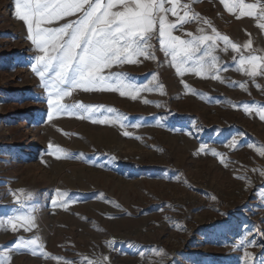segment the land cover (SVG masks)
<instances>
[{
    "label": "rangeland",
    "instance_id": "1",
    "mask_svg": "<svg viewBox=\"0 0 264 264\" xmlns=\"http://www.w3.org/2000/svg\"><path fill=\"white\" fill-rule=\"evenodd\" d=\"M177 11L183 15L185 8ZM14 13L15 0H0V220L31 214L36 226L0 228L4 264H87L104 257L103 264H262L264 156L258 149L264 148V120L244 105L264 107V74L253 78L237 70L250 39L238 40L239 51L216 42L221 70L213 74L222 77L216 80L190 70L177 74L154 35L156 59L141 56L136 64L105 70L127 74L132 91L151 90L132 99L76 89L62 103L104 107L54 112L49 119L48 90L32 70L40 53ZM192 13L198 18L173 35L189 40L212 35L213 27L228 34L222 17ZM104 118L119 122H93ZM234 138L238 146L229 147ZM35 237L38 254L16 247L21 238ZM245 237L248 243L240 245ZM39 245L49 255L40 254Z\"/></svg>",
    "mask_w": 264,
    "mask_h": 264
},
{
    "label": "snow or ice",
    "instance_id": "2",
    "mask_svg": "<svg viewBox=\"0 0 264 264\" xmlns=\"http://www.w3.org/2000/svg\"><path fill=\"white\" fill-rule=\"evenodd\" d=\"M166 3L171 7H165ZM179 3L180 0H15L14 14L24 22L27 27V39L40 53L35 56L32 70L40 78L43 87L48 90L49 119L54 112L71 113L78 109L91 112L104 107L103 105H85L82 102L73 105L62 103L63 97L71 95L76 89L118 91L121 96L128 95L132 99L137 98L139 91L151 90L143 86L132 91L135 86L125 83L127 74L109 72L105 75V70L118 64H136L139 62L137 58L141 56L146 59H156L154 45L151 42L154 35L159 41L160 49L166 56H171V62L177 74L182 75L184 71L190 70L200 76L211 75L213 79L222 80V77L213 74L221 70L218 65L219 58L213 54L217 47L216 42L223 41L224 50L230 46L234 51H239L240 46L233 43L227 35L219 33L214 27L212 35L193 36L189 40L173 35V29L181 27L190 19L198 18L196 13L189 14L188 5H184V14L179 15L177 11ZM221 3L230 13L239 8L242 16L258 15V19L264 21V5L259 7L257 13V4H248L245 0H221ZM168 12L177 17L175 22L168 20L166 15ZM77 13L79 16L76 19L69 20L59 27L43 26L65 17L75 16ZM204 22L211 26L206 19ZM258 26L264 29V22H260ZM188 35L191 36L190 33ZM209 41L211 44L208 43ZM243 47L250 48L251 40ZM202 50L203 55L197 56V53ZM189 61L192 62V67L185 68L184 65ZM246 64L250 65V69H245ZM237 70L246 71L253 78L258 74H264V55H241ZM113 77H115V83H109ZM153 79H156L155 75ZM239 86L246 87L244 83H240ZM185 87L187 88L188 85ZM160 88H163V85H160ZM144 102L149 103L147 100ZM253 109L256 110L260 119L264 120V107L244 105L245 112L250 113ZM108 111L116 112L117 110L109 108ZM93 122L107 124L116 123L119 120L104 118ZM120 126L125 127L123 123ZM124 135L128 136L131 133L125 131ZM236 146H238L237 139L234 138L229 147ZM204 147L202 145L201 150H204ZM54 150L64 151L58 147ZM210 151L215 156L222 155L214 149ZM258 151L261 156H264V148ZM65 155L67 156V153ZM223 162L221 160V163ZM261 175H264V171ZM64 195L57 190V196L61 198L59 203L66 206L62 199ZM30 197L31 194H28L25 198L30 199ZM17 200L19 202V197ZM57 203V199L52 200L54 206ZM9 226L14 232L18 227L31 231L36 226L35 217L28 214L9 217L7 221L0 220V228ZM38 239V237L31 240L21 238L16 247L27 248L36 255ZM106 243L112 246L115 241ZM246 243H248L246 237L240 241V245ZM38 247L40 254L49 255L43 252L42 245ZM250 255L245 253L246 258ZM103 260H107V257ZM103 260H88L87 264H103ZM0 264H4L2 258H0ZM66 264H71V261H66ZM245 264H248L247 259Z\"/></svg>",
    "mask_w": 264,
    "mask_h": 264
},
{
    "label": "crops",
    "instance_id": "3",
    "mask_svg": "<svg viewBox=\"0 0 264 264\" xmlns=\"http://www.w3.org/2000/svg\"><path fill=\"white\" fill-rule=\"evenodd\" d=\"M245 3L257 4L256 11L258 13L259 7L264 5V0H245ZM184 5H188L190 7L189 9H192V11L197 9L205 15L217 16L218 19L222 17L223 26L228 32L227 35L230 39L234 40L235 43H237L239 39L256 40L251 43V47L247 48L242 55H264V29L258 26L260 22L264 21H260L258 15L242 16L239 8H237L235 12L230 13L224 7L223 3H221V0H180L178 7L182 9ZM165 6L171 7L168 3H166ZM166 15L169 19L167 13ZM229 32L231 34H229ZM246 66L250 65L246 64Z\"/></svg>",
    "mask_w": 264,
    "mask_h": 264
}]
</instances>
